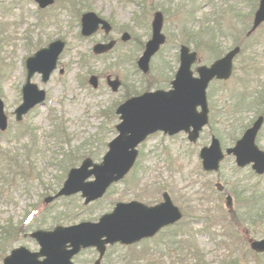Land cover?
<instances>
[{
	"label": "rangeland",
	"instance_id": "rangeland-1",
	"mask_svg": "<svg viewBox=\"0 0 264 264\" xmlns=\"http://www.w3.org/2000/svg\"><path fill=\"white\" fill-rule=\"evenodd\" d=\"M256 1L68 0L41 9L35 0H0V96L9 121L0 136V264L16 247L39 251L38 241L29 235L37 229L98 221L117 202L137 200L155 205L162 201L164 191L184 212L183 220L150 239L109 247L105 264H204V260L221 264L231 258L238 264H264V253L251 248V241L264 238V175H257L250 166L237 167L233 156L224 160L220 170L207 172L199 156L201 148L210 144L212 133L224 148L231 147L248 124L264 115V38L258 41L264 35V24L251 40L254 44L249 51L236 57L232 77L209 86L214 117L197 142H190L183 132L174 136L157 132L138 146L133 169L102 198L85 204L79 192L46 202L61 189L71 168L79 167L87 157L102 162L108 143L118 134L116 125L121 120L116 108L128 95L149 87L163 88L173 80L180 45L189 39L181 30L184 25L190 26L189 34L199 31L217 10L224 12L223 28L238 33V21L231 19L232 7L247 14ZM193 7L197 11L189 22H196L189 23ZM89 10L112 23L109 34L103 29L91 36L81 34V14ZM158 10L165 16L167 39L151 58L150 72L144 74L137 60L144 50L141 45L152 36V20ZM126 31L131 38L125 41L122 35ZM56 39L66 41L59 68L47 82L41 74L32 77L46 91L45 103L32 108L19 122L14 110L23 101L26 59ZM110 40H116L110 51L94 53L96 43ZM220 42L223 51L234 46L233 38L223 37ZM199 50V63L209 62L212 54ZM255 51L261 71L249 74L257 77L244 86L242 70L252 72V66L246 68L243 60ZM109 74L122 80L117 91L106 82ZM91 75L98 76V87L89 82ZM215 106L226 118L217 117ZM257 143L264 150V125ZM11 166L16 178L9 173ZM228 195L232 196L231 206L226 204ZM97 257L98 252L90 248L77 255L75 262L94 264Z\"/></svg>",
	"mask_w": 264,
	"mask_h": 264
},
{
	"label": "water",
	"instance_id": "water-1",
	"mask_svg": "<svg viewBox=\"0 0 264 264\" xmlns=\"http://www.w3.org/2000/svg\"><path fill=\"white\" fill-rule=\"evenodd\" d=\"M35 1L41 8L49 7L55 2ZM263 22L264 0H260L253 26L248 34H252ZM163 23V13L155 12L152 38L148 40L145 51L138 60L139 68L145 73L150 70L152 56L166 40L162 32ZM100 28L109 33L112 25L94 11L82 14V35L90 36ZM122 38L128 40L130 34L125 32ZM115 43V40L96 43L94 52L105 53L112 49ZM65 45L64 40L56 39L27 57L23 101L14 111L17 121H21L36 105L45 102L46 91L32 82V77L38 73L42 75V81L47 82L58 68V60ZM239 51L240 47L236 46L212 65L199 66L197 69L199 75L194 76L192 65L197 60V52L191 51L187 45H182L181 65L172 81V89L146 91L120 104L116 111L121 119L116 125L119 134L109 142V150L103 161L94 163L90 157L85 158L79 167L69 171L58 193L47 197L46 201L50 202L55 197L70 196L78 192L82 193L86 204L101 198L114 182L122 179L131 170L138 156V145L157 131H164L170 135L186 131L189 133L190 141H197L201 130L209 121L207 100L209 83L214 78H230L233 59ZM60 72L63 73L64 69ZM89 81L94 87L98 86V76L92 75ZM107 81L113 91H117L121 85L119 77L112 79L108 76ZM198 107H201V111ZM263 121L264 117H259L236 145L227 149L228 154L233 153L236 156V162L240 167L252 163L254 170L259 174L264 173V151L257 146L256 136ZM8 126L4 101L0 97V130L5 131ZM200 157L205 170H219L220 163L225 157L220 140L214 136L211 144L201 149ZM92 176L94 179L88 180ZM163 196L164 201L154 206L136 200L119 202L111 212L102 215L98 221H82L69 226L57 225L52 230L33 231L30 235L38 241L40 250L31 251L25 246H19L5 257L4 264H75L74 255L87 247L97 248L100 257L96 264H102L101 259L107 244L137 242L155 235L162 227L181 219L183 214L173 203L169 193L165 192ZM231 202L232 197L228 196V203ZM251 246L258 252H264V238L253 240Z\"/></svg>",
	"mask_w": 264,
	"mask_h": 264
},
{
	"label": "trees",
	"instance_id": "trees-1",
	"mask_svg": "<svg viewBox=\"0 0 264 264\" xmlns=\"http://www.w3.org/2000/svg\"><path fill=\"white\" fill-rule=\"evenodd\" d=\"M68 0H56V2H60L61 4H65L67 3ZM258 5V2H254L253 6L250 9V12H248L247 14H241L239 11H237L238 9L232 7V11H233V15L231 17L232 20H237L238 24H239V31L238 33H230L228 31H226L223 28V25L225 23H222V15L224 14V12H219L217 10H214L212 12L213 18L212 19H207V22L202 23L200 26L203 27H199V31H190L191 33L189 34L188 30V26L184 25V28L182 29V32L187 36V38H189L187 40V43H191L193 42L195 44V49L199 50V49H205L207 51H209L212 54V58H218L223 54V50L221 48V38L223 37H228V38H233L234 40V44H239L242 45L243 49L242 52L244 53L245 51H248V49H250V47L253 46L254 43H252L250 40H252L253 38L249 39L246 37V31L250 28L251 22H252V18H253V14L254 11L256 9ZM236 9V10H235ZM197 9L195 7H193L189 12H190V17L188 19V22L191 18L195 17ZM216 16H218L216 18ZM211 22H214V24H210ZM240 37H239V36ZM243 36V37H241ZM257 38V37H256ZM255 38V39H256ZM259 42L261 41V38H258ZM143 47V45H142ZM253 62V61H252ZM251 63V62H250ZM252 66L250 69L254 72L258 71L259 67L257 64L251 65ZM243 72H245L246 74H248L247 70L245 68H243L242 70ZM151 87H149L147 90H149ZM138 94V93H137ZM134 95V94H133ZM130 97L129 95L127 96V98ZM264 99V97L262 98ZM0 135H2L0 133ZM23 132L21 134V136H23ZM31 148H27V152H31ZM0 158L2 159L1 155ZM16 160V159H15ZM75 166V164H73ZM15 166V165H14ZM17 166V164H16ZM22 166V165H21ZM23 170H25L23 168ZM19 172L24 173L21 168H19ZM10 175L14 176L16 178V173L14 171V167L11 166L10 168ZM26 177V173L23 174V177ZM57 192V191H56ZM26 227H24L23 229H25ZM198 254H203L200 250L198 251ZM204 264H210L207 263L205 260L203 261ZM221 264H238V260L235 258H231L229 260L226 261H222Z\"/></svg>",
	"mask_w": 264,
	"mask_h": 264
},
{
	"label": "flooded vegetation",
	"instance_id": "flooded-vegetation-1",
	"mask_svg": "<svg viewBox=\"0 0 264 264\" xmlns=\"http://www.w3.org/2000/svg\"><path fill=\"white\" fill-rule=\"evenodd\" d=\"M193 42H191V44H192ZM183 44V43H182ZM181 44V45H182ZM180 45V46H181ZM190 48H191V51H196L194 48H192L191 47V45H190ZM199 54V53H198ZM178 59H179V66H180V64H181V56H180V49H179V56H178ZM236 59V58H235ZM215 60H213V61H211V62H205V63H199V60H198V62L197 63H195L194 65H193V71H194V74H196L197 75V68H198V66L200 65V64H208V65H210L211 63H213ZM179 68V67H178ZM175 76V75H174ZM174 78V77H173ZM214 82H222L221 80H213L212 82H211V84L212 83H214ZM171 86H172V80L170 81V83H169V85H167V86H164L163 88L164 89H166V90H168V89H170L171 88ZM208 100H209V96H208ZM215 109H217V107L215 106ZM214 105H213V103H211L210 104V101H209V123H208V125L210 124V122H211V119H213V117H214ZM212 113H213V116H212ZM222 116H224L223 115V113L220 111V110H218L217 109V117L218 118H222ZM259 116H263L264 117V115H259ZM258 116V117H259ZM225 118H226V116H224ZM257 117V118H258ZM227 118H228V116H227ZM256 118V119H257ZM229 119V118H228ZM256 119H254L253 121H252V123H250V124H248L245 128L247 129V128H249V127H251L252 126V124L255 122V120ZM227 122H230V119L229 120H227ZM263 125H264V122H263ZM263 125H262V127H263ZM262 127L260 128V130H259V132H258V134L260 133V131H261V129H262ZM180 133H182V132H180ZM183 133H185V132H183ZM244 133V132H243ZM188 136V135H187ZM214 136H216L214 133H212V136H211V138L212 137H214ZM258 136V135H257ZM218 137V136H217ZM219 138V137H218ZM220 139V138H219ZM220 141H221V139H220ZM237 141V140H236ZM256 142H257V138H256ZM221 144H222V142H221ZM258 144V143H257ZM223 146V145H222ZM259 146V145H258ZM224 148V147H223ZM227 148V147H226ZM226 148H224V149H226ZM229 156H233V155H229ZM228 157V156H227ZM226 157V158H227ZM234 157V156H233ZM251 168H252V166L251 165H249ZM248 167V166H247ZM244 168H246V167H244ZM254 171V170H253ZM144 240H146V239H144ZM141 241H143V240H141ZM140 241V242H141ZM89 249V248H88ZM87 250V249H86ZM107 254V253H106Z\"/></svg>",
	"mask_w": 264,
	"mask_h": 264
}]
</instances>
